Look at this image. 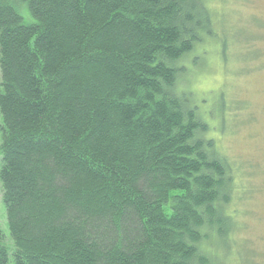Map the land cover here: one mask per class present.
<instances>
[{
  "label": "trees",
  "instance_id": "trees-1",
  "mask_svg": "<svg viewBox=\"0 0 264 264\" xmlns=\"http://www.w3.org/2000/svg\"><path fill=\"white\" fill-rule=\"evenodd\" d=\"M211 1L0 0V264H241L233 169L178 85Z\"/></svg>",
  "mask_w": 264,
  "mask_h": 264
},
{
  "label": "rangeland",
  "instance_id": "rangeland-1",
  "mask_svg": "<svg viewBox=\"0 0 264 264\" xmlns=\"http://www.w3.org/2000/svg\"><path fill=\"white\" fill-rule=\"evenodd\" d=\"M210 8L221 40H207L178 62V85L189 92L209 125L207 138L233 169L230 209L243 226L237 240L248 252L239 261L264 264V0H212ZM19 13L25 23L32 21L24 6ZM1 158L0 151V167ZM0 231L12 251L1 185Z\"/></svg>",
  "mask_w": 264,
  "mask_h": 264
}]
</instances>
